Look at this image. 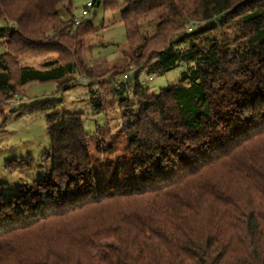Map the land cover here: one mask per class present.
Instances as JSON below:
<instances>
[{"label": "trees", "instance_id": "16d2710c", "mask_svg": "<svg viewBox=\"0 0 264 264\" xmlns=\"http://www.w3.org/2000/svg\"><path fill=\"white\" fill-rule=\"evenodd\" d=\"M70 2L0 0V103L77 71L94 113L104 110L93 82L130 103L127 153L121 164L94 160L80 114L18 105L16 117L45 114L48 172L0 192V264H264V0H124L135 69L101 74L79 62L95 30L87 19L73 26ZM49 56L47 71L20 66ZM179 67L157 93L138 80Z\"/></svg>", "mask_w": 264, "mask_h": 264}, {"label": "rangeland", "instance_id": "374dc122", "mask_svg": "<svg viewBox=\"0 0 264 264\" xmlns=\"http://www.w3.org/2000/svg\"><path fill=\"white\" fill-rule=\"evenodd\" d=\"M93 1L71 0L72 16L77 18L86 3ZM123 1L115 0V8H106L102 2L98 6L94 4L85 17V20L91 22L95 35L83 39L77 49V56L82 66L90 68L96 74L110 69L122 68L125 72L130 68L135 69L128 63L126 35L121 21ZM59 14L62 20L66 19V15L61 10ZM145 26V33L152 34L154 23L145 24ZM53 59L54 56L22 60L20 66L45 71L44 64ZM182 71V67H179L161 76L153 75L152 81L148 80V75L141 73L138 80L150 91L157 93L161 89L176 84ZM129 76L132 77L130 74ZM121 80L126 82L127 79L121 78ZM89 84L88 79H84L79 72L75 71L58 82H29L22 87L19 96L17 95L8 103H0V192L14 193L20 186L30 185L46 176L48 172V164L42 161L43 155L50 147L45 114L16 117L15 109L18 105L29 107L52 101L55 103L52 113L80 114L84 130L89 136L88 148L92 158L108 164L123 162L127 150L121 111L124 104L130 105V103L118 102L114 86L98 85L93 82V89L104 110V112L94 113L88 90ZM27 157L32 159L31 166L28 168L10 172L5 167L6 162L11 159ZM110 243H113V240L107 239L101 245Z\"/></svg>", "mask_w": 264, "mask_h": 264}, {"label": "built area", "instance_id": "2783aa9c", "mask_svg": "<svg viewBox=\"0 0 264 264\" xmlns=\"http://www.w3.org/2000/svg\"><path fill=\"white\" fill-rule=\"evenodd\" d=\"M92 7H93L92 2L86 3V5L82 8V10L80 12V15L77 18H73V20H72L73 26L80 25L81 22H83V20L85 19V17L88 15V10L90 8H92ZM148 80L151 81L152 78L149 77Z\"/></svg>", "mask_w": 264, "mask_h": 264}, {"label": "water", "instance_id": "95a60500", "mask_svg": "<svg viewBox=\"0 0 264 264\" xmlns=\"http://www.w3.org/2000/svg\"><path fill=\"white\" fill-rule=\"evenodd\" d=\"M98 2L96 3V6H97Z\"/></svg>", "mask_w": 264, "mask_h": 264}]
</instances>
